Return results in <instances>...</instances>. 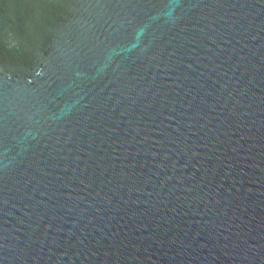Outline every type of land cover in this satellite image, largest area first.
<instances>
[{
	"label": "water",
	"instance_id": "water-1",
	"mask_svg": "<svg viewBox=\"0 0 264 264\" xmlns=\"http://www.w3.org/2000/svg\"><path fill=\"white\" fill-rule=\"evenodd\" d=\"M0 264H264V0H0Z\"/></svg>",
	"mask_w": 264,
	"mask_h": 264
}]
</instances>
